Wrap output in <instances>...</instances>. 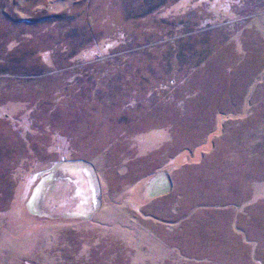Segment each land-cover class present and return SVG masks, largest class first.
<instances>
[{"label":"rangeland","instance_id":"rangeland-1","mask_svg":"<svg viewBox=\"0 0 264 264\" xmlns=\"http://www.w3.org/2000/svg\"><path fill=\"white\" fill-rule=\"evenodd\" d=\"M0 264H264V0H0Z\"/></svg>","mask_w":264,"mask_h":264},{"label":"bare ground","instance_id":"bare-ground-1","mask_svg":"<svg viewBox=\"0 0 264 264\" xmlns=\"http://www.w3.org/2000/svg\"><path fill=\"white\" fill-rule=\"evenodd\" d=\"M65 169L69 170H77L82 173V175L86 176V179L89 181L91 184V198L92 199V208L91 204L89 205V208H91L89 211H73L71 214L77 217H89L93 213L94 210H97L99 206V201H100V193L102 190V182L100 180V177L95 171V169L87 163H81V162H74V163H69V164H64ZM40 189V188H39ZM36 192L35 197L37 196V193L40 192V190ZM36 204V203H35ZM94 209V210H93Z\"/></svg>","mask_w":264,"mask_h":264}]
</instances>
